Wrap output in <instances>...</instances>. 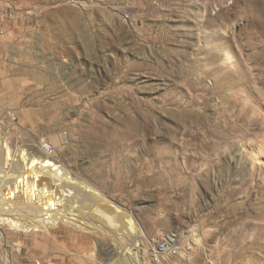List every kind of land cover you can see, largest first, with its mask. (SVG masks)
Returning a JSON list of instances; mask_svg holds the SVG:
<instances>
[{"label":"rangeland","instance_id":"374dc122","mask_svg":"<svg viewBox=\"0 0 264 264\" xmlns=\"http://www.w3.org/2000/svg\"><path fill=\"white\" fill-rule=\"evenodd\" d=\"M0 6L29 14L0 22V137L13 156L47 153L130 214L146 264L169 234L175 263L264 264V0ZM126 232L124 244L1 221L0 264H130Z\"/></svg>","mask_w":264,"mask_h":264},{"label":"bare ground","instance_id":"6f19581e","mask_svg":"<svg viewBox=\"0 0 264 264\" xmlns=\"http://www.w3.org/2000/svg\"><path fill=\"white\" fill-rule=\"evenodd\" d=\"M133 127L138 131V124ZM49 157L47 153L36 156L25 149L13 156L0 137V222L5 221L18 231H45L48 234L51 228L65 224L114 241L119 238L124 244L127 241L123 230H126V234L134 237V253L125 260L130 264H146V248L140 241L142 229L137 221L127 212L113 209L98 191L77 180L63 164ZM84 209L89 217L94 215L101 222L81 217ZM25 211L37 212L41 217H25L22 214ZM111 231H121L117 232L121 236L117 237ZM173 239L170 236L175 242Z\"/></svg>","mask_w":264,"mask_h":264},{"label":"built area","instance_id":"2783aa9c","mask_svg":"<svg viewBox=\"0 0 264 264\" xmlns=\"http://www.w3.org/2000/svg\"><path fill=\"white\" fill-rule=\"evenodd\" d=\"M26 16H29V14L25 13L24 15L23 12H17V10L8 8L7 6H0V22L2 24L21 20ZM38 16H41L39 11L34 10L30 13V17ZM170 236L174 238V235ZM170 236H164L152 243V245H149L148 258L151 264H181L170 260V257L176 252L175 242L170 240Z\"/></svg>","mask_w":264,"mask_h":264}]
</instances>
